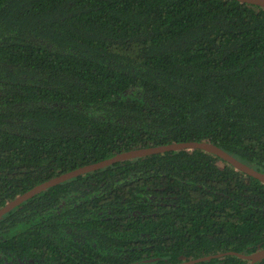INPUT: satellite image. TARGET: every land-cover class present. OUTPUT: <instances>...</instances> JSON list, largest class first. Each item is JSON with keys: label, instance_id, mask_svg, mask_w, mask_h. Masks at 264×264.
I'll return each instance as SVG.
<instances>
[{"label": "trees", "instance_id": "1", "mask_svg": "<svg viewBox=\"0 0 264 264\" xmlns=\"http://www.w3.org/2000/svg\"><path fill=\"white\" fill-rule=\"evenodd\" d=\"M201 141L264 174L263 8L0 0V208L121 153ZM263 249L264 184L202 150L113 164L0 218V264H178Z\"/></svg>", "mask_w": 264, "mask_h": 264}, {"label": "water", "instance_id": "2", "mask_svg": "<svg viewBox=\"0 0 264 264\" xmlns=\"http://www.w3.org/2000/svg\"><path fill=\"white\" fill-rule=\"evenodd\" d=\"M237 2H240L242 4H249V5H254L260 8L264 9V0H234ZM181 150H188V151H194V150H202L208 153H211L213 155H216L220 157L222 160L228 162L231 164L237 171H240L248 176H251L257 180H259L261 183L264 184V174L260 173L251 167L247 166L246 164L242 163L220 147L214 145L213 143L207 142V141H201V142H184V143H173L170 145H164V146H159V147H151V148H143V149H136V150H131L127 151L121 154H118L112 158L103 160L98 163L90 164L83 166L81 168H78L76 170L70 171L68 173L62 174L58 177H55L49 181H46L30 191L17 196L14 200L6 203L5 206L0 208V218L11 212L13 209L16 207L20 206L22 203L25 201L33 198L34 196L42 193L43 191L55 187L61 183H64L68 180H71L73 178H76L81 175H85L87 173H91L94 171H98L100 169H103L105 167L111 166L113 164L131 160L134 158H141V157H147L151 155H157V154H163L167 152H174V151H181ZM226 256H235L238 257L242 260L249 261L250 264H256L258 262H261L264 260V249L260 250L256 253H253L251 255H245L241 253H237L234 251H228L224 253H220L217 255H211L195 260H190L178 264H198L201 262L205 261H210L212 259H218V258H223ZM150 262H155V259L151 260Z\"/></svg>", "mask_w": 264, "mask_h": 264}]
</instances>
